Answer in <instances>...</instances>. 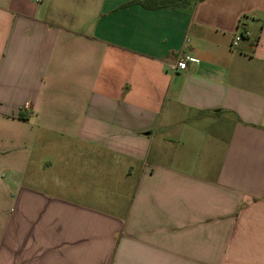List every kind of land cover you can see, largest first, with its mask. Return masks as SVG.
I'll return each instance as SVG.
<instances>
[{"label":"crops","instance_id":"crops-1","mask_svg":"<svg viewBox=\"0 0 264 264\" xmlns=\"http://www.w3.org/2000/svg\"><path fill=\"white\" fill-rule=\"evenodd\" d=\"M142 1L0 0V264H264V0Z\"/></svg>","mask_w":264,"mask_h":264},{"label":"trees","instance_id":"trees-1","mask_svg":"<svg viewBox=\"0 0 264 264\" xmlns=\"http://www.w3.org/2000/svg\"><path fill=\"white\" fill-rule=\"evenodd\" d=\"M187 0H144L142 2H140L141 5H143L144 7L147 8H159L164 6L165 4H171V5H181L186 3Z\"/></svg>","mask_w":264,"mask_h":264},{"label":"built area","instance_id":"built-area-1","mask_svg":"<svg viewBox=\"0 0 264 264\" xmlns=\"http://www.w3.org/2000/svg\"><path fill=\"white\" fill-rule=\"evenodd\" d=\"M239 40V38L237 39ZM187 69V62L183 58H179L178 61L172 66V70L177 71H183Z\"/></svg>","mask_w":264,"mask_h":264}]
</instances>
